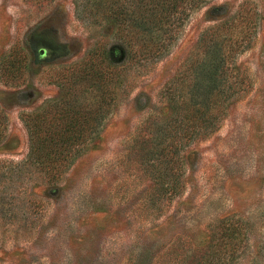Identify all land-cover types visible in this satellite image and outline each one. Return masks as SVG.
Here are the masks:
<instances>
[{"label":"rangeland","instance_id":"rangeland-1","mask_svg":"<svg viewBox=\"0 0 264 264\" xmlns=\"http://www.w3.org/2000/svg\"><path fill=\"white\" fill-rule=\"evenodd\" d=\"M93 1L0 0V264H264V0H208L155 59H127ZM214 34L232 44L235 90L218 128L180 150L178 192L164 189L150 123ZM95 65L114 71L111 114L47 172L29 160L25 116L92 102L80 75Z\"/></svg>","mask_w":264,"mask_h":264},{"label":"trees","instance_id":"trees-1","mask_svg":"<svg viewBox=\"0 0 264 264\" xmlns=\"http://www.w3.org/2000/svg\"><path fill=\"white\" fill-rule=\"evenodd\" d=\"M207 1L94 0L93 12L104 16L110 13V18L118 21L121 52L127 54V59L130 55L155 59L175 43L177 33L190 15ZM211 36L199 40L198 56L185 77L173 81L167 88L170 114L150 123L157 132V143L156 150L149 151L146 162H153L155 166L158 161L159 167L167 166L168 173L164 171L156 176L163 188L173 184L168 189L177 192L182 175L180 150L218 128L224 103L229 92L235 90L234 82L227 80L232 44L227 46V40L221 41L216 34ZM113 73L109 69L99 70L95 65L84 74L86 78L80 75L94 90L89 104L73 97L64 103H55L50 110L41 107L25 116L31 140L29 160L56 174L85 150L111 114Z\"/></svg>","mask_w":264,"mask_h":264}]
</instances>
